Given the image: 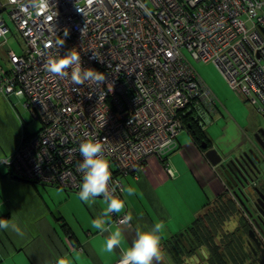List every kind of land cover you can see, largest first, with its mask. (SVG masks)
Instances as JSON below:
<instances>
[{"label": "built area", "instance_id": "1", "mask_svg": "<svg viewBox=\"0 0 264 264\" xmlns=\"http://www.w3.org/2000/svg\"><path fill=\"white\" fill-rule=\"evenodd\" d=\"M35 2L2 4L22 52H7L0 95L21 101L41 125L1 161L20 181L77 194L79 144L94 139L110 164L109 192L121 198L122 177H137L151 157L165 162L186 121L203 127L216 112L191 60L213 63L239 100L264 115V0H50L40 14ZM0 31L10 32L1 17ZM73 48L102 82L75 85L71 68L65 77L46 71L49 56Z\"/></svg>", "mask_w": 264, "mask_h": 264}, {"label": "crops", "instance_id": "2", "mask_svg": "<svg viewBox=\"0 0 264 264\" xmlns=\"http://www.w3.org/2000/svg\"><path fill=\"white\" fill-rule=\"evenodd\" d=\"M2 4L3 0H0V17L10 32L5 40L0 39V67L7 70V52L18 54L13 50L12 39L21 41L15 28L11 29L3 18L6 12ZM216 73L218 82L215 86L201 78L218 102L216 112L212 114L215 115L216 121L212 123L215 127L208 124L203 129L209 149L216 150L227 160L247 147L244 143L249 142L253 132L264 125L250 106L248 113L241 107L245 115L232 112V100L236 102L237 97L228 96V85L217 70ZM16 101L14 97L0 95V218L18 223L24 235L0 230V264H55L57 257L73 254V264H116L121 259V249H114L112 254L104 253L103 240L108 233L100 234L90 226V221L105 207L103 197H97L96 202L89 206L81 202L76 193L12 178L9 168L1 163L12 155L23 137L31 135L24 130V121L15 110ZM176 144V150L166 157L165 162L151 157L137 177L128 175L121 178L122 199L126 197L124 190L127 187L135 188V194L126 197L124 211L111 216L113 223V217L131 213V222L113 223L121 229L125 244L130 245L135 239L138 226L146 229L154 222L162 221L166 228L161 241L163 258L159 264H183L184 258L196 254L201 246H205L209 253L201 264H217L218 259L225 264H264L263 252L260 251L262 256L258 255L260 261L255 260L253 251L258 254L259 250L252 249V245L247 243L254 232H244L241 206L228 198L234 208L228 210L221 199L224 184L216 168L207 161L205 151L186 131L177 136ZM167 170L173 176L167 175ZM206 206L211 209V221L217 224L213 228L212 246L199 244L190 255L181 254L177 259L169 257L165 246L175 247L176 238L181 239L182 234L188 233ZM233 217L238 220L235 229L226 226ZM216 242L217 255L213 253ZM193 243L196 244L194 239Z\"/></svg>", "mask_w": 264, "mask_h": 264}, {"label": "clouds", "instance_id": "3", "mask_svg": "<svg viewBox=\"0 0 264 264\" xmlns=\"http://www.w3.org/2000/svg\"><path fill=\"white\" fill-rule=\"evenodd\" d=\"M50 0H36L33 8L37 14L48 10ZM91 3V0H89ZM22 11L27 9L22 7ZM65 36L68 32H65ZM6 31H0V37H6ZM63 44V41L60 42ZM71 68L70 80L75 85H82L86 81L99 83L104 80V75L93 68H82L80 52L75 48L69 50L62 56H49L46 62V71L61 77L68 76V69ZM104 145L94 139H86L79 144L78 151L82 156V162L79 170L82 173V179L77 193L78 199L91 206L96 202L97 197H104L105 207L101 214L90 221L92 229L98 230L100 234L108 233L103 240L102 251L112 254L114 249H121L120 264H159L163 258L161 241L164 235L166 225L162 221L154 222L151 227L135 229V239L130 245L125 244V238L119 227L114 226L111 220L112 214H119L124 211L126 206V197L135 194L134 187H127L124 191V199L109 192V182L111 180L110 164L103 156ZM131 213H126L124 220L132 221ZM226 226L235 229L238 226L237 218H231ZM0 230L16 233L23 236L24 232L13 220L0 218ZM73 254L59 256L55 264H73ZM209 253L205 246H201L196 254L184 258L183 264H201V260H206Z\"/></svg>", "mask_w": 264, "mask_h": 264}, {"label": "flooded vegetation", "instance_id": "4", "mask_svg": "<svg viewBox=\"0 0 264 264\" xmlns=\"http://www.w3.org/2000/svg\"><path fill=\"white\" fill-rule=\"evenodd\" d=\"M260 129H264V127L258 128L255 132H253V135H251L250 137V141H253L254 134H256ZM206 149H209V146ZM245 150H249L248 147H245L244 149L238 151L237 154L231 157V159L235 157L238 158L240 154ZM229 160L230 159L228 158L226 162H228ZM261 170V173H264V166H261ZM216 173H218L220 180L223 182L222 184H224L223 194H225L227 198L238 204L239 207L241 206L240 212L242 213V215L240 216H242V220H244V232L246 231V233H248L250 230L254 232V235H251L252 239L247 241V243L249 242V244L252 245V249L255 248L256 250V248H258V254H256L255 251L253 252L255 253V260L260 261L259 256L264 255V174L262 173L263 175L260 174L257 178H255L254 183V186H256V188H258L259 190V195L263 196V198L260 200L252 190L253 187L248 183L249 179L253 180L254 173L243 175V172H241V174L237 176L235 174L236 172H231V176L233 178V181L231 182L228 178H225V176L218 170ZM216 226L217 224L214 222V227ZM213 247L218 248L217 242L213 244ZM260 251L263 252L262 255H260Z\"/></svg>", "mask_w": 264, "mask_h": 264}, {"label": "trees", "instance_id": "5", "mask_svg": "<svg viewBox=\"0 0 264 264\" xmlns=\"http://www.w3.org/2000/svg\"><path fill=\"white\" fill-rule=\"evenodd\" d=\"M185 131L190 135V138L200 147L201 143H207V137L205 134V131L203 127L200 125L197 121H186L185 125ZM25 130V129H24ZM26 135V133L24 132ZM163 162V161H162ZM10 176L14 178L11 174ZM33 184V183H32ZM221 198L227 205L228 210L232 208L234 210L233 206L231 207L228 198L225 194L222 195ZM211 209L210 207L206 206L203 208L202 212L199 213L195 219L193 226L188 230V233L182 234V238H176L174 245L175 247L171 246H165V253L171 257L172 259H177V257L181 254L190 255L193 253V249L195 246L197 247L199 244L206 245V246H212L210 245L213 239V227L214 222L211 221ZM193 239L195 240V243H193ZM194 245V246H193ZM215 250L213 253L216 255L219 253L218 248L213 247ZM217 264H225V262L221 259L217 260Z\"/></svg>", "mask_w": 264, "mask_h": 264}, {"label": "water", "instance_id": "6", "mask_svg": "<svg viewBox=\"0 0 264 264\" xmlns=\"http://www.w3.org/2000/svg\"><path fill=\"white\" fill-rule=\"evenodd\" d=\"M260 32L264 36V28L260 27ZM262 118L264 119V115L262 116ZM244 146H247L249 150L243 151L238 158H230L228 162H226V158H223L221 155H219L216 150L206 149L208 145L204 142L200 147L205 151L204 155L207 161L214 168H216V170L221 172L225 176V178H228L230 182L233 181L231 172H236L235 174L237 176H239L241 172H243V175L254 173L253 180L249 179L248 183L253 187L252 190L255 192V195H257L258 199L261 200L263 196L259 195V190L258 188H256V186H254V183L255 178L263 173H261V166H264V129H260L256 134H254L253 141L244 143ZM176 147L171 150L170 153L174 152V150H176Z\"/></svg>", "mask_w": 264, "mask_h": 264}, {"label": "rangeland", "instance_id": "7", "mask_svg": "<svg viewBox=\"0 0 264 264\" xmlns=\"http://www.w3.org/2000/svg\"><path fill=\"white\" fill-rule=\"evenodd\" d=\"M3 18L5 19V21L9 25V27L11 29H13L14 26H13L12 22L9 21L8 16H7L6 13H3ZM12 44H13V50L16 53L21 54L22 45L19 42V40H16V39L13 38L12 39ZM191 62H192V66H194V68L197 71V73L199 74L200 78H202L204 81H207V83H211L213 86L217 85L218 80H217V77H216L217 76L216 70L219 73V75H220V72L215 67V65H213V63H211V62L203 63V62H196V61H192V60H191ZM229 95L237 97L233 93V91H230V89L228 88V96ZM235 100H236V102L234 100H232V102L234 103V105H231V108H230L232 110V112L237 113V115H245L246 112L247 113L249 112L248 111L249 110V106L248 105H246L245 103H242V101L239 100L238 97ZM14 106H15L16 112L19 114V117H21L23 119V121H24L23 125H24L25 131L28 132L29 134H35L39 130L40 126H41L40 122L37 121V120H33V118L30 115V113L23 109L21 101H16ZM241 107H243L246 110V112H243L245 110L243 108H241ZM257 117H258V119H260V123L262 125H264V119L262 118V116L258 115ZM214 119H215V115H211V114L206 115V117L203 120L204 126L207 127L208 124L215 123L216 120L214 121ZM213 127H215V125H213ZM218 128L220 129L219 132H221L222 131L221 126L218 125ZM183 132L184 131H182V133Z\"/></svg>", "mask_w": 264, "mask_h": 264}]
</instances>
